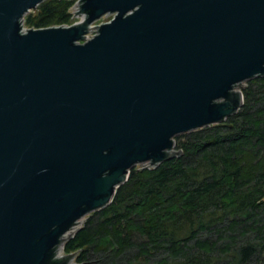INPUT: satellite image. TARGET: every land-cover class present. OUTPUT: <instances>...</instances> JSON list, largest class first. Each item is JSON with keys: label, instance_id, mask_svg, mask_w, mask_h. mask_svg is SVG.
<instances>
[{"label": "water", "instance_id": "obj_1", "mask_svg": "<svg viewBox=\"0 0 264 264\" xmlns=\"http://www.w3.org/2000/svg\"><path fill=\"white\" fill-rule=\"evenodd\" d=\"M43 1L0 0V264H48L264 76V0H78L82 21L23 29Z\"/></svg>", "mask_w": 264, "mask_h": 264}, {"label": "trees", "instance_id": "obj_2", "mask_svg": "<svg viewBox=\"0 0 264 264\" xmlns=\"http://www.w3.org/2000/svg\"><path fill=\"white\" fill-rule=\"evenodd\" d=\"M73 3L44 0L25 25L67 24ZM242 93L226 125L177 135L178 154L133 167L48 264H264V76Z\"/></svg>", "mask_w": 264, "mask_h": 264}, {"label": "built area", "instance_id": "obj_3", "mask_svg": "<svg viewBox=\"0 0 264 264\" xmlns=\"http://www.w3.org/2000/svg\"><path fill=\"white\" fill-rule=\"evenodd\" d=\"M78 0H74V3L73 5L71 6L70 8V13H71V22L67 23V24H63V25H70V24H75V23H78L80 21H82L83 19H85L86 17V14L85 13H81V15L79 13L75 14L76 11H79L80 10V6H75L74 8V5L76 4ZM81 3V1L78 3V5ZM76 8H79V9H76ZM75 14V15H74ZM108 14V13H107ZM105 14L103 15L100 19L96 20L95 22H93L90 26L92 25H97V24H100V23H103V22H107V21H110L111 18L114 16V14L110 13V14ZM74 15V16H73ZM106 17H109L107 20H102L103 18H106ZM25 28H29L25 25V18H24V24H23V29ZM98 30L96 31H89L86 35H94V34H97ZM94 36H86V39H90Z\"/></svg>", "mask_w": 264, "mask_h": 264}, {"label": "rangeland", "instance_id": "obj_4", "mask_svg": "<svg viewBox=\"0 0 264 264\" xmlns=\"http://www.w3.org/2000/svg\"><path fill=\"white\" fill-rule=\"evenodd\" d=\"M35 9H36V8H35ZM35 9H32V10L29 11V12H32V11H34ZM108 18H109V17H106V18H103L102 20H107ZM248 81H249V80H248ZM248 81H246L245 83L248 84ZM241 89L243 90L244 88H242V87H240V86H237V87H236V90H239V91H240ZM257 105H258V104H257ZM257 105H256V107H257ZM182 134H183V133H182ZM182 134H179V135H182ZM175 143H176V139H175ZM175 145H176V144H175ZM175 150H178L176 146H175ZM146 164H147V163H145L144 165H141V166H138V165H139V164H138V165H136V167H138V168H142V167L146 166ZM130 173H131V172H130ZM90 214H92V213H89V214L83 216L82 219H80V221H83V222H82V223H81V222L78 223V226H80L78 229H80V228L84 225V223L86 222V220L88 219V217L90 216ZM78 229H77V230H78ZM76 232H77V231H76ZM204 236H205V235H204ZM223 244H224L223 241H220V242L218 243V245H223ZM63 248H64L63 245H60V246H59V249H58V250H59V251H58V255L62 253V254L60 255V256H62V255L64 254V252H63ZM162 255H163V253H159V254H157V255L153 258V260H156V259L158 260ZM71 263H77L76 260H75V258L72 259Z\"/></svg>", "mask_w": 264, "mask_h": 264}]
</instances>
